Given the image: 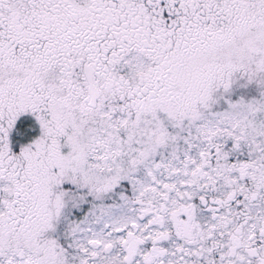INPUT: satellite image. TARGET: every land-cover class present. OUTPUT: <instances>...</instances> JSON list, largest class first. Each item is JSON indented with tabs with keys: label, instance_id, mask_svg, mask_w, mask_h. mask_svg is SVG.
Returning <instances> with one entry per match:
<instances>
[{
	"label": "snow or ice",
	"instance_id": "6c2138e0",
	"mask_svg": "<svg viewBox=\"0 0 264 264\" xmlns=\"http://www.w3.org/2000/svg\"><path fill=\"white\" fill-rule=\"evenodd\" d=\"M0 264H264V0H0Z\"/></svg>",
	"mask_w": 264,
	"mask_h": 264
}]
</instances>
